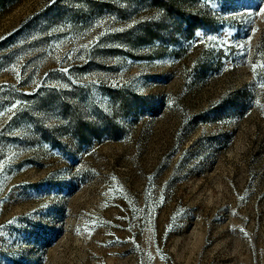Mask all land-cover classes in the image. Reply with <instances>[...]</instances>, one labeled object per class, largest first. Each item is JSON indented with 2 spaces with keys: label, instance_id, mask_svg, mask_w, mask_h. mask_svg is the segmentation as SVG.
I'll use <instances>...</instances> for the list:
<instances>
[{
  "label": "rangeland",
  "instance_id": "1",
  "mask_svg": "<svg viewBox=\"0 0 264 264\" xmlns=\"http://www.w3.org/2000/svg\"><path fill=\"white\" fill-rule=\"evenodd\" d=\"M259 64L264 0H0V264H264Z\"/></svg>",
  "mask_w": 264,
  "mask_h": 264
},
{
  "label": "snow or ice",
  "instance_id": "2",
  "mask_svg": "<svg viewBox=\"0 0 264 264\" xmlns=\"http://www.w3.org/2000/svg\"><path fill=\"white\" fill-rule=\"evenodd\" d=\"M257 67H262V68H264V64H259V65H253V73L255 74V72H256V68ZM261 87H264V84H261ZM15 106H13V108H14ZM9 111H13V109H9Z\"/></svg>",
  "mask_w": 264,
  "mask_h": 264
}]
</instances>
